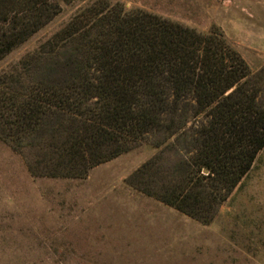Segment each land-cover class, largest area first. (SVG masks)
I'll use <instances>...</instances> for the list:
<instances>
[{
    "label": "trees",
    "instance_id": "obj_1",
    "mask_svg": "<svg viewBox=\"0 0 264 264\" xmlns=\"http://www.w3.org/2000/svg\"><path fill=\"white\" fill-rule=\"evenodd\" d=\"M74 1L0 0V60ZM263 91L219 30L95 0L0 72V141L51 178L147 141L128 183L207 223L264 147Z\"/></svg>",
    "mask_w": 264,
    "mask_h": 264
},
{
    "label": "rangeland",
    "instance_id": "obj_2",
    "mask_svg": "<svg viewBox=\"0 0 264 264\" xmlns=\"http://www.w3.org/2000/svg\"><path fill=\"white\" fill-rule=\"evenodd\" d=\"M93 1L61 4L47 26L0 60V72ZM108 1L201 33L219 30L251 71L264 66V0ZM157 150L141 141L85 178L32 177L0 141V264H264V147L207 223L128 183Z\"/></svg>",
    "mask_w": 264,
    "mask_h": 264
},
{
    "label": "water",
    "instance_id": "obj_3",
    "mask_svg": "<svg viewBox=\"0 0 264 264\" xmlns=\"http://www.w3.org/2000/svg\"><path fill=\"white\" fill-rule=\"evenodd\" d=\"M203 171H204V172H207V170H206V169H203Z\"/></svg>",
    "mask_w": 264,
    "mask_h": 264
}]
</instances>
